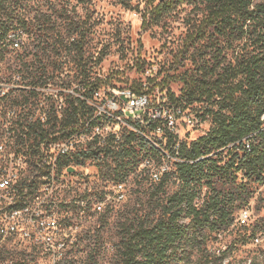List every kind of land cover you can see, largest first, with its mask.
Masks as SVG:
<instances>
[{
  "label": "rangeland",
  "instance_id": "rangeland-1",
  "mask_svg": "<svg viewBox=\"0 0 264 264\" xmlns=\"http://www.w3.org/2000/svg\"><path fill=\"white\" fill-rule=\"evenodd\" d=\"M161 2L166 6L156 14L153 10ZM7 12L4 19L27 22L25 41L29 44L19 50L8 48L0 64V96L7 92L0 98V137L9 126L21 131L29 115L35 117L39 111L45 110L48 120L56 122L55 116L59 118L65 107V96H80L88 81L101 82L99 96L91 98L98 104L109 95V89L130 87L132 83H148L151 89L166 87L179 94L182 84L177 76L190 67L192 52L181 50L204 14L201 0H16ZM71 41L75 45L68 46ZM227 58H232L230 50ZM31 88L38 90L31 93ZM193 104L196 108L202 106L199 102ZM10 111L12 115H8ZM209 127L210 121L204 120L198 128L184 131L181 138L194 140ZM104 161L107 163L103 169L98 167L94 177L87 180L96 195H103L109 188L106 180L111 177L106 170L111 160ZM177 186L172 177L161 190H155L157 184L148 178L139 181L130 176L126 198L119 202L106 200L100 212L89 209L81 216L68 211L70 205L65 206L66 212L59 205L58 218L64 220L65 232L70 236L63 249L67 259L21 240H8L0 247V264H85L88 254L86 264H93L91 256L98 249L105 254V262L99 264H110L109 259L119 256L123 225L154 221L159 206ZM205 190L203 187L201 198ZM236 228L224 234L234 233ZM222 236L220 233L217 240L207 244L212 256L234 237ZM172 264L210 263L194 250Z\"/></svg>",
  "mask_w": 264,
  "mask_h": 264
},
{
  "label": "trees",
  "instance_id": "trees-1",
  "mask_svg": "<svg viewBox=\"0 0 264 264\" xmlns=\"http://www.w3.org/2000/svg\"><path fill=\"white\" fill-rule=\"evenodd\" d=\"M13 2L16 0H0V28L5 32L23 28L27 33V22L13 23L3 17ZM201 5L204 14L181 50L184 53L192 49L191 65L177 76L182 84L179 94L167 90L175 104L191 107L201 103L193 110L202 121L209 120L210 127L194 140L180 142L181 161L155 187L161 190L173 177L178 182L177 189L159 206L160 213L154 221L123 225L119 256L109 259L110 264H172L194 250L206 263L217 264L221 256H212L207 244L217 240L220 233L237 227L233 225V213L247 202L251 186L264 168V131L260 130L259 119L264 111V0H201ZM165 6L158 3L153 12L159 14ZM72 41L68 46L75 45ZM28 44L27 40L26 47ZM76 47L82 51L81 45ZM229 50L232 58H227ZM7 54L6 44H1L0 64ZM100 83L99 79L88 81L81 95L91 99ZM130 87L139 92L141 84L132 83ZM64 103L60 117L54 118L56 122L47 120V127L27 125L22 131L56 138L75 132L79 120L93 115V107L76 94L66 95ZM250 133H255L256 143L250 151H242L240 140ZM123 139L113 148L83 151L79 161L96 153L102 169L107 163L104 158L109 157L108 175L116 181L123 180L144 157L156 154L133 131L125 133ZM229 144L233 145L227 147ZM240 172L247 178L245 183L238 180ZM203 187L206 190L201 198ZM243 230L237 227L231 234ZM89 259L88 254L85 264ZM91 259L93 264L105 262V254L98 249Z\"/></svg>",
  "mask_w": 264,
  "mask_h": 264
},
{
  "label": "built area",
  "instance_id": "built-area-1",
  "mask_svg": "<svg viewBox=\"0 0 264 264\" xmlns=\"http://www.w3.org/2000/svg\"><path fill=\"white\" fill-rule=\"evenodd\" d=\"M26 35L23 28L7 32L0 28V45L19 50L26 44ZM35 90L38 89H30L31 93ZM94 94L99 96L98 91ZM6 95L7 92L0 98ZM78 97L92 106L94 112L91 117L78 121L75 132L41 138L35 133L27 135L26 130L22 131L24 128L13 131L9 126L0 137V247L8 240H21L37 246L38 250L65 257L63 249L70 236L65 232L64 220L58 218L59 205L64 212L65 206L70 205L72 208L68 211L83 216L89 209L102 211L106 200H124L130 176L159 182L173 173L176 162L181 161L178 152L184 131L202 124L194 106L175 104L166 87L151 89L148 83L141 84L139 92L131 87H113L100 104L82 95ZM27 119L25 126H48L45 110L35 117L30 114ZM259 119L260 130L264 131V111ZM128 131L141 136L156 154L144 157L123 180H106L109 188L103 195H96L87 180L98 172L99 159L95 153L80 162L82 152L113 148L122 143ZM255 143V133H250L240 140V149L248 152ZM99 157L102 159L103 154ZM71 167L75 168L74 172L68 171ZM258 174L247 202L233 213V225L244 230L213 252L221 256L217 264H264V168ZM238 176L239 181H247L241 172ZM222 233V237L232 236Z\"/></svg>",
  "mask_w": 264,
  "mask_h": 264
},
{
  "label": "water",
  "instance_id": "water-1",
  "mask_svg": "<svg viewBox=\"0 0 264 264\" xmlns=\"http://www.w3.org/2000/svg\"><path fill=\"white\" fill-rule=\"evenodd\" d=\"M69 172H74L75 171V168L71 167L68 169Z\"/></svg>",
  "mask_w": 264,
  "mask_h": 264
}]
</instances>
